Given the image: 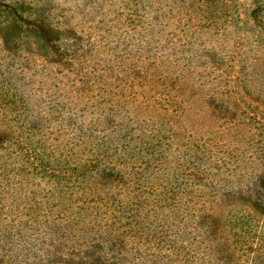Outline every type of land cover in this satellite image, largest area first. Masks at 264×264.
Wrapping results in <instances>:
<instances>
[{
	"label": "rangeland",
	"instance_id": "rangeland-1",
	"mask_svg": "<svg viewBox=\"0 0 264 264\" xmlns=\"http://www.w3.org/2000/svg\"><path fill=\"white\" fill-rule=\"evenodd\" d=\"M0 264H264V0H0Z\"/></svg>",
	"mask_w": 264,
	"mask_h": 264
}]
</instances>
